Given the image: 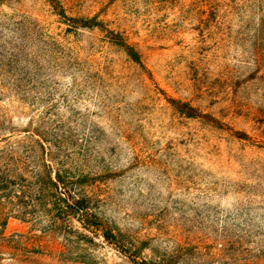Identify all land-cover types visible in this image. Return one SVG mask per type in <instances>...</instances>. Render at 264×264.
<instances>
[{"label":"rangeland","instance_id":"374dc122","mask_svg":"<svg viewBox=\"0 0 264 264\" xmlns=\"http://www.w3.org/2000/svg\"><path fill=\"white\" fill-rule=\"evenodd\" d=\"M53 1L0 0V264H264V0Z\"/></svg>","mask_w":264,"mask_h":264},{"label":"trees","instance_id":"16d2710c","mask_svg":"<svg viewBox=\"0 0 264 264\" xmlns=\"http://www.w3.org/2000/svg\"><path fill=\"white\" fill-rule=\"evenodd\" d=\"M53 1V0H52ZM55 1V0H54ZM53 1V3H56V2H54ZM58 5V4H57ZM62 13H64L63 12V10H60ZM82 23H84V26H86V27H90L89 25H91V22H83L82 21ZM131 56H132V58L135 60V61H137V62H139L140 61V58H139V55L136 53V52H133L132 54H131ZM66 202V201H65ZM78 211H79V213L82 211L81 210V208L80 209H78ZM82 217H84L85 218V213H83L82 214ZM84 218H82V222L84 221ZM84 223V222H83ZM86 227V226H85ZM104 237H105V239L106 240H108V241H110V243H114L113 242V239H115V235L114 234H112L111 232H107V233H105L104 232V235H103Z\"/></svg>","mask_w":264,"mask_h":264}]
</instances>
